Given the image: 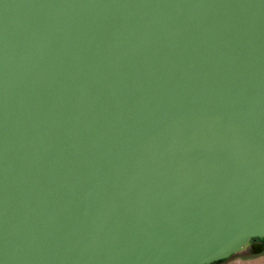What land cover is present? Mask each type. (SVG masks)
<instances>
[{
	"label": "water",
	"instance_id": "water-1",
	"mask_svg": "<svg viewBox=\"0 0 264 264\" xmlns=\"http://www.w3.org/2000/svg\"><path fill=\"white\" fill-rule=\"evenodd\" d=\"M255 238L264 0H0V264H213Z\"/></svg>",
	"mask_w": 264,
	"mask_h": 264
},
{
	"label": "rangeland",
	"instance_id": "rangeland-1",
	"mask_svg": "<svg viewBox=\"0 0 264 264\" xmlns=\"http://www.w3.org/2000/svg\"><path fill=\"white\" fill-rule=\"evenodd\" d=\"M248 250H249L248 247L245 248L244 250L231 256V258L224 263L226 264L230 261H238L239 259L251 260V261L259 260L258 262H261V263L264 262V252L260 255H256L254 253L249 252Z\"/></svg>",
	"mask_w": 264,
	"mask_h": 264
},
{
	"label": "flooded vegetation",
	"instance_id": "flooded-vegetation-1",
	"mask_svg": "<svg viewBox=\"0 0 264 264\" xmlns=\"http://www.w3.org/2000/svg\"><path fill=\"white\" fill-rule=\"evenodd\" d=\"M260 246H263L264 249V238H255L250 241L242 250L248 247V251L253 253V250H257ZM241 250V251H242ZM264 252V251H263Z\"/></svg>",
	"mask_w": 264,
	"mask_h": 264
},
{
	"label": "crops",
	"instance_id": "crops-1",
	"mask_svg": "<svg viewBox=\"0 0 264 264\" xmlns=\"http://www.w3.org/2000/svg\"><path fill=\"white\" fill-rule=\"evenodd\" d=\"M263 253V252H262ZM260 253V254H262ZM260 254H256V255H260ZM259 260H255V261H251V260H243V259H239L238 261H230L226 264H264V262H258ZM221 264H225V263H221Z\"/></svg>",
	"mask_w": 264,
	"mask_h": 264
},
{
	"label": "trees",
	"instance_id": "trees-1",
	"mask_svg": "<svg viewBox=\"0 0 264 264\" xmlns=\"http://www.w3.org/2000/svg\"><path fill=\"white\" fill-rule=\"evenodd\" d=\"M233 256V255H232ZM231 258V257H230ZM230 258H228V259H225V260H223L222 262H220V263H213V264H221V263H224V262H226L227 260H229Z\"/></svg>",
	"mask_w": 264,
	"mask_h": 264
}]
</instances>
